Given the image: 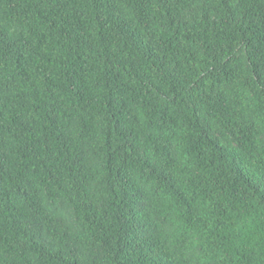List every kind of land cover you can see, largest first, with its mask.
Masks as SVG:
<instances>
[{
    "label": "trees",
    "instance_id": "trees-1",
    "mask_svg": "<svg viewBox=\"0 0 264 264\" xmlns=\"http://www.w3.org/2000/svg\"><path fill=\"white\" fill-rule=\"evenodd\" d=\"M0 264H264V0H0Z\"/></svg>",
    "mask_w": 264,
    "mask_h": 264
}]
</instances>
